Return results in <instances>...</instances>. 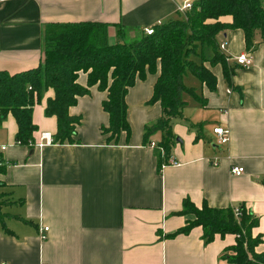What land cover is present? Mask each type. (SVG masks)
<instances>
[{"label": "crops", "instance_id": "crops-1", "mask_svg": "<svg viewBox=\"0 0 264 264\" xmlns=\"http://www.w3.org/2000/svg\"><path fill=\"white\" fill-rule=\"evenodd\" d=\"M187 1L0 0V72L39 66L47 24L103 23L110 43H128L144 28L177 17ZM217 41L225 44L233 75L227 82L220 64L205 62L214 91L184 75L197 98L183 94L182 118L172 124L168 157L177 166L161 169L160 156L144 143L145 126L162 116L158 102L148 104L159 67L127 90L128 138L122 132L106 142L107 93L96 86L68 110L81 119L74 144L36 146L41 134L56 133L55 117L44 114L52 89L32 108L36 130L28 145L16 143L11 114L0 122V264H229L235 235L205 243L201 227L177 234L194 219L182 213L185 201L198 209L244 205L258 218L251 235L262 239L255 253L264 254V43L255 37L252 66L242 69L234 59L246 52L243 32L227 30ZM78 83L86 87L87 76L80 73ZM218 126L229 130L225 145L213 134ZM161 141V132L148 138ZM232 167L243 174L231 175Z\"/></svg>", "mask_w": 264, "mask_h": 264}, {"label": "trees", "instance_id": "trees-1", "mask_svg": "<svg viewBox=\"0 0 264 264\" xmlns=\"http://www.w3.org/2000/svg\"><path fill=\"white\" fill-rule=\"evenodd\" d=\"M230 17V23L220 21ZM109 25L98 22L47 24L42 31V56L35 69L10 75L0 72V122L11 114L17 124L16 143L28 145L36 130L31 112L40 103L44 93L52 89L54 97L48 99L44 114L55 117L54 144H74L76 127L80 117L70 116L68 110L75 106L79 97L90 94L94 86L106 92L102 108L109 116L108 127L102 128L108 135L106 142L117 140L125 132L130 136L126 119L125 95L137 79L147 74L159 75L148 104L158 102L162 116L145 126L144 143L156 132L162 133L163 148L160 161L166 163L169 148L174 141L171 128L175 119L182 118L185 102L183 94L197 98L192 89L183 84L187 73L214 91L216 79L204 66L220 64L227 82L233 75L226 56L219 50L217 36L227 30L239 29L245 38L246 51L252 52L255 37L264 43V0H197L190 10L177 17L161 22L150 36L143 32L128 43L111 44L108 39ZM209 53L210 55H207ZM235 67H239L235 64ZM87 76V85L78 83L79 74ZM161 167V166H160ZM234 208L213 209L204 205L200 209L189 201L183 203L182 213L192 214L194 219L177 234H188L201 227L203 240L209 243L216 235L237 237L236 244L227 255L229 264H264V254H256L255 248L262 239L252 238L251 231L258 225V218L244 205ZM234 252L236 253L234 256Z\"/></svg>", "mask_w": 264, "mask_h": 264}, {"label": "built area", "instance_id": "built-area-1", "mask_svg": "<svg viewBox=\"0 0 264 264\" xmlns=\"http://www.w3.org/2000/svg\"><path fill=\"white\" fill-rule=\"evenodd\" d=\"M197 1V0H188L182 7L179 8V12L181 13H184L188 10L191 9L192 7V4ZM161 22H157L155 25L153 26H150V27H147V28H144L143 29V34L144 35H152L154 33V27L155 26H158L160 25ZM219 50L221 52L224 53L225 51V44L224 43H221L219 45ZM226 60L227 61H230L231 59L228 58L226 56ZM234 62L242 69H249L251 66H252V56H251V53L246 51L245 53L239 55L238 57H236L234 59ZM228 93L230 92L227 91ZM213 134L217 137V144L218 145H225L228 143L229 141V130L227 128H224V127H215L213 129ZM54 144L53 143V137L48 134V133H43L41 134V137H40V142L36 144V146L38 148H42L43 146H46V145H52ZM148 147H150L151 149H154V150H158L159 153L163 156L164 155V150L163 148L161 147H158L155 143H150L148 145ZM178 163L175 162V160L173 158H169L167 163H163L161 165V169H164L168 166H177ZM244 172L243 168H240V167H232L230 168V174L233 175V176H240L242 175ZM234 214H235V217L238 218L240 216V211L238 210V208H234ZM48 233V228L47 227H42L40 230H39V238L41 240H45L46 239V235Z\"/></svg>", "mask_w": 264, "mask_h": 264}, {"label": "rangeland", "instance_id": "rangeland-1", "mask_svg": "<svg viewBox=\"0 0 264 264\" xmlns=\"http://www.w3.org/2000/svg\"><path fill=\"white\" fill-rule=\"evenodd\" d=\"M111 44H113V43H111ZM235 254H236V253L234 252V256H235Z\"/></svg>", "mask_w": 264, "mask_h": 264}]
</instances>
